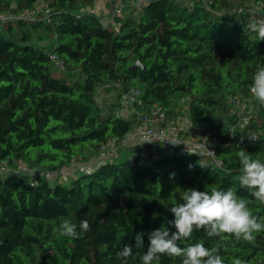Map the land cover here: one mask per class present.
I'll use <instances>...</instances> for the list:
<instances>
[{
    "label": "trees",
    "instance_id": "1",
    "mask_svg": "<svg viewBox=\"0 0 264 264\" xmlns=\"http://www.w3.org/2000/svg\"><path fill=\"white\" fill-rule=\"evenodd\" d=\"M254 1L143 0L112 24L92 10L95 0H0V10L35 13L0 28V160L47 170L75 162L65 181L40 177L34 184L26 172L0 173V264H121L116 253L124 245L134 248L128 264H141L147 233L174 219L169 206L190 188H233L264 218V204L239 185L237 157L242 148L264 162V106L239 114L229 101L232 94L249 96L264 67V41L244 29L249 14L237 10ZM52 54L64 64L58 74ZM97 89L116 92L118 100L99 105ZM130 89L142 93L134 110L160 107L176 122L186 110L189 128L181 135L217 137L214 157L127 143L83 166L109 139L133 131L135 114L120 112ZM248 132L258 139L247 141ZM149 149L155 153L145 156ZM64 219L77 225L87 219L90 231L61 237L53 227ZM141 232L145 249H135ZM198 242L218 247L225 264L233 258L264 264V232L246 242L200 230L180 246ZM160 264L182 258L161 256Z\"/></svg>",
    "mask_w": 264,
    "mask_h": 264
},
{
    "label": "clouds",
    "instance_id": "2",
    "mask_svg": "<svg viewBox=\"0 0 264 264\" xmlns=\"http://www.w3.org/2000/svg\"><path fill=\"white\" fill-rule=\"evenodd\" d=\"M244 29L254 33L258 41H264V18L249 14ZM250 93L259 103L264 104V67H259L255 72ZM237 157L240 164V187L247 189L258 202L264 204V162L253 159L242 148L237 152ZM180 201H173L169 206L174 219L147 233L149 244L140 257L141 264H160L161 256L180 257L182 264H225L218 247L209 248L199 242L181 247L180 242L200 230L209 238L224 239L229 236L246 242L254 241L257 234L264 232V218L255 215L249 207V200L238 196L233 188H212L210 191L190 188L181 193ZM170 228L175 231H170ZM88 231L90 224L87 219L81 220L79 225L64 219L58 227H53L54 233L72 239H79ZM144 235L143 232L135 235V249H145ZM133 249L131 245H124L116 253L121 264H128ZM231 264H246V261L233 258Z\"/></svg>",
    "mask_w": 264,
    "mask_h": 264
},
{
    "label": "built area",
    "instance_id": "3",
    "mask_svg": "<svg viewBox=\"0 0 264 264\" xmlns=\"http://www.w3.org/2000/svg\"><path fill=\"white\" fill-rule=\"evenodd\" d=\"M108 3V21L113 20L115 16L121 15L126 8L127 2L134 1L136 5H139L143 0H104ZM213 0H203L205 5H210ZM38 11H43L42 14L46 15L48 9L37 4ZM238 11L245 10L248 14H253L259 18H264V1L256 0L249 7H239ZM35 13L31 11H24L19 14H12L6 10H0V28L9 22H13L16 19H33ZM51 58L55 62L56 73H60L64 69V64L62 59L56 54H52ZM110 86L106 84L105 87ZM250 91V88H249ZM141 91L139 89H130L124 96V104L127 105H139L141 104ZM256 99L251 95L242 97L238 94H232L229 97L230 103L233 105V110L236 113L242 114L251 109L252 102ZM257 101V100H256ZM264 106V104H261ZM135 114V126L132 132L124 137H114L107 141L106 144L102 146L101 158H110L116 155L117 148L129 143L131 135H137L138 139L145 140L148 142H158L161 145V149L164 151H197L199 153L208 154L211 157L215 155L214 145L218 143L217 137L206 134L204 138L198 139H188L184 138L181 135L183 130L189 128V124H184L183 117L180 118L177 122L167 118L166 113L160 107H149L147 110L139 111L137 108L134 110ZM230 136L234 137V129L230 128ZM255 137V139H252ZM259 134L257 132H248L246 134V140L254 142L258 139ZM75 165V162H72L70 166H63L55 170L39 169V168H30L24 163H18L15 167H11L6 160H0V173H6L8 171L18 172H29L31 179L34 184L38 182L40 177L47 179L55 180L60 177L67 175L70 170Z\"/></svg>",
    "mask_w": 264,
    "mask_h": 264
},
{
    "label": "rangeland",
    "instance_id": "4",
    "mask_svg": "<svg viewBox=\"0 0 264 264\" xmlns=\"http://www.w3.org/2000/svg\"><path fill=\"white\" fill-rule=\"evenodd\" d=\"M203 0H199V2H202ZM134 1H132V2H130V7L132 6L133 7V5L135 6V4L133 3ZM95 95H96V100H97V102H98V104L99 105H101V106H107L108 104H110L112 101H117L118 100V97H117V95H116V92H112V91H106V90H104V89H97L96 90V93H95ZM121 101H123V96H122V99H120V102ZM122 104H121V107H120V112H121V114L122 113H124L123 114V116H127V117H129V114L127 115L126 113H127V111H125V110H123V108L125 109V106L123 105L125 102L123 101V102H121ZM261 105H260V103H259V101H253L252 102V106H251V109L250 110H248V111H246L248 114L249 113H254L255 111H257L258 110V108L260 107ZM243 114V113H242ZM183 116L186 118V120H188V113L186 112V110H185V112H184V114H183ZM246 119H247V117L246 116H244V118H242L241 119V121H240V123H239V127H238V129H237V127H236V129H237V131H236V135H237V137H238V139H237V141L238 142H241L242 140H243V138H244V136L242 135L243 134V131H242V128H243V125H244V121H246ZM186 125H187V121H186ZM183 131H185V130H183ZM184 138H185V136H184ZM130 142L128 143L129 145H130V143H132L133 144V142H134V144H140V143H145V142H148V141H145V140H139L138 139V137H137V135L135 136H133V135H131L130 136ZM151 154V151H149V150H146V151H144V155L145 156H149ZM100 157H102V155H100L99 153L98 154H95V156L93 157L94 159L93 160H97V159H99ZM96 158V159H95ZM79 164V163H78ZM77 168V167H76ZM40 169V168H39ZM61 178V177H60Z\"/></svg>",
    "mask_w": 264,
    "mask_h": 264
},
{
    "label": "crops",
    "instance_id": "5",
    "mask_svg": "<svg viewBox=\"0 0 264 264\" xmlns=\"http://www.w3.org/2000/svg\"><path fill=\"white\" fill-rule=\"evenodd\" d=\"M130 2H132V1H129V3L126 4V11L127 12H128L129 9L132 8V6L130 7ZM37 4H39V3H37ZM135 6H136V4H135ZM133 7H134V5H133ZM92 10L103 20V22H105V23L111 22L112 24L114 23L113 20H109L108 21V10H109V7H108V3H106L104 0H95L94 5L92 6ZM121 102H123V101H121ZM123 105L125 106V109L123 108V110L127 111V113H126L127 115L129 114V117H127V116H124V117H127V118L132 117V114H133L132 107L129 106V105H125V104H123ZM123 114L124 113H122V115ZM186 121H187V124H189V120H186V118L183 117L184 124H186ZM149 151H151V154L155 153V151L153 149H149ZM93 159L94 158H92L91 161H89V163H81V164L83 166L87 165V167H88V166L92 165L93 163H96L97 160L102 159V158L100 157L97 160H93ZM27 174L29 175V172H27ZM68 174L65 175L64 177H61L60 180H64V181L67 180L70 177Z\"/></svg>",
    "mask_w": 264,
    "mask_h": 264
},
{
    "label": "water",
    "instance_id": "6",
    "mask_svg": "<svg viewBox=\"0 0 264 264\" xmlns=\"http://www.w3.org/2000/svg\"><path fill=\"white\" fill-rule=\"evenodd\" d=\"M133 66H135V65H133ZM132 67V66H131Z\"/></svg>",
    "mask_w": 264,
    "mask_h": 264
}]
</instances>
